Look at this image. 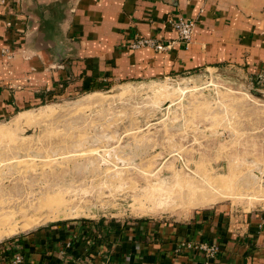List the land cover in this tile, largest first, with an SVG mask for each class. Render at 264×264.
Instances as JSON below:
<instances>
[{"label": "rangeland", "instance_id": "rangeland-1", "mask_svg": "<svg viewBox=\"0 0 264 264\" xmlns=\"http://www.w3.org/2000/svg\"><path fill=\"white\" fill-rule=\"evenodd\" d=\"M38 95L0 120V244L59 222L264 210L262 77L223 66L101 85L66 82ZM25 112L29 119L16 123ZM230 173L231 196L200 206L186 197L199 183L216 194L212 181ZM13 226L20 228L9 232Z\"/></svg>", "mask_w": 264, "mask_h": 264}, {"label": "crops", "instance_id": "crops-1", "mask_svg": "<svg viewBox=\"0 0 264 264\" xmlns=\"http://www.w3.org/2000/svg\"><path fill=\"white\" fill-rule=\"evenodd\" d=\"M6 0L0 6V120L62 83L101 85L240 66L264 80V0ZM25 12L33 15L34 22ZM197 21L188 47L168 23ZM8 23H10L8 25ZM137 35L173 42L132 49ZM8 49L12 56L3 50ZM184 220L67 221L0 244V264H264V210ZM182 240L217 243L208 259Z\"/></svg>", "mask_w": 264, "mask_h": 264}, {"label": "built area", "instance_id": "built-area-1", "mask_svg": "<svg viewBox=\"0 0 264 264\" xmlns=\"http://www.w3.org/2000/svg\"><path fill=\"white\" fill-rule=\"evenodd\" d=\"M6 0H0V6L5 4ZM168 23L177 31L179 40L183 42L186 47L192 42L195 33L197 21L195 19H187L180 15L171 16L168 18ZM10 23H8L9 25ZM173 42H163L154 37L137 35L130 41L129 46L136 50L140 48H151L156 52H164L168 50ZM192 250L200 251L206 255L208 259L216 257L219 253V245L217 243L194 242L190 240H182L177 246V251ZM12 264H24L22 254H15L11 258ZM209 264V262H206Z\"/></svg>", "mask_w": 264, "mask_h": 264}, {"label": "bare ground", "instance_id": "bare-ground-1", "mask_svg": "<svg viewBox=\"0 0 264 264\" xmlns=\"http://www.w3.org/2000/svg\"><path fill=\"white\" fill-rule=\"evenodd\" d=\"M27 112L21 114L17 119L16 123H20L21 121H25L29 119L28 116H26ZM36 119V118H35ZM33 123V122H32ZM174 137V136H173ZM168 141V140H167ZM218 149V148H217ZM222 157V156H221ZM24 159V158H23ZM34 163V162H33ZM5 164V163H4ZM3 165V164H2ZM141 166V165H140ZM149 166V165H148ZM142 171V170H140ZM96 172V171H95ZM97 176V175H96ZM207 181V180H206ZM234 181V174L230 173L229 176H224V177H219L218 179L216 178L215 180L210 181V183L213 185L212 187H215L217 190V193L216 194H212L210 192L209 189H207V187L205 185H203L202 183H199L198 185V190H195V189H190L189 192H187V195L186 197H188L189 199H191V204H197V205H209V204H212L214 202H216L218 199L220 198H224V197H228V196H231L232 194H234L232 192V188L231 186L233 185ZM208 182V181H207ZM209 184V183H208ZM207 184V185H208ZM193 187V186H192ZM233 187V186H232ZM195 188V187H194ZM249 191V190H248ZM259 192V191H258ZM79 193V192H78ZM183 194V193H182ZM53 196V195H52ZM60 196V195H59ZM260 197V196H259ZM264 197V196H262ZM52 198V197H51ZM58 200V199H56ZM29 201V200H28ZM6 202V201H5ZM20 202V200L18 201ZM54 202V201H53ZM11 203V202H10ZM17 203V202H16ZM12 204V203H11ZM10 204V205H11ZM14 204V203H13ZM17 205V204H15ZM59 205V204H58ZM9 206V205H8ZM19 206V205H18ZM17 206V207H18ZM143 206V205H142ZM145 206V205H144ZM3 207V206H1ZM10 207V206H9ZM54 207V206H53ZM138 207V206H137ZM141 207V206H140ZM6 208V207H5ZM18 208H21V207H18ZM17 208V209H18ZM11 209V208H10ZM148 209V208H147ZM4 210V209H3ZM7 210V208H6ZM9 210V209H8ZM14 210V209H12ZM15 211V210H14ZM17 211V210H16ZM11 212V211H10ZM9 212V213H10ZM19 212V211H18ZM5 213V212H4ZM8 213V214H9ZM7 214V213H5ZM11 214V213H10ZM63 214V213H62ZM2 215V214H1ZM17 215V214H16ZM55 215V214H54ZM10 218V215L8 216ZM15 217V216H14ZM51 217V216H50ZM5 219V216L3 217ZM2 218V219H3ZM11 222V221H10ZM7 223V222H6ZM0 225H2V220H0ZM10 225V223H9ZM12 225V224H11ZM27 225V224H26ZM5 226V225H4ZM25 227V226H24ZM20 228V227H18ZM17 227H11V229L9 230V232H11L13 229H18Z\"/></svg>", "mask_w": 264, "mask_h": 264}, {"label": "water", "instance_id": "water-1", "mask_svg": "<svg viewBox=\"0 0 264 264\" xmlns=\"http://www.w3.org/2000/svg\"><path fill=\"white\" fill-rule=\"evenodd\" d=\"M24 7H25V2L22 1V8L24 9ZM24 13H26V14L28 15L29 19H31V20L34 22L33 15H32L31 13H29V12H25V10H24ZM254 93H256V94H260V92H258V91H256V90H254Z\"/></svg>", "mask_w": 264, "mask_h": 264}]
</instances>
